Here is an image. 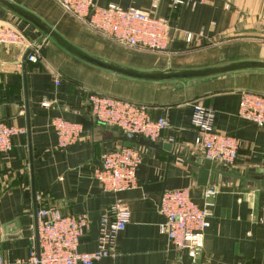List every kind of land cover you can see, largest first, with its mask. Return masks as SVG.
<instances>
[{
  "label": "crops",
  "instance_id": "0c3cea01",
  "mask_svg": "<svg viewBox=\"0 0 264 264\" xmlns=\"http://www.w3.org/2000/svg\"><path fill=\"white\" fill-rule=\"evenodd\" d=\"M13 1L81 48L135 67L193 68L264 58V0H186L179 5L160 0L155 10L153 0H97L99 5L115 3L168 18L170 41L160 53L97 38L55 0ZM5 22L15 23L34 43L39 41L43 58L25 62L22 46L0 44V121L26 129L14 137L9 153L0 154L3 264H28L42 208L63 215L86 214L89 225L79 249L93 251L99 243L101 214L117 198L129 204L131 218L117 237L114 255L96 264H264V188L225 175L200 185L199 167L193 161L205 155L191 123L195 104L213 108L215 129L241 141L231 168L264 170V126L238 115L242 90L264 93V72L224 75L169 89L114 77L78 61L0 7V24ZM187 33H192L191 41ZM94 91L145 105L152 119L166 118L171 125L155 143L173 144L174 154L163 147L136 145L143 157L137 186L118 194L105 191L94 178L102 155L124 145L117 132L92 116L88 96ZM56 117L84 126L81 139L65 150L56 147ZM211 186L218 190L213 216L194 261L161 232L165 217L160 201L166 190L188 189L202 205L204 191Z\"/></svg>",
  "mask_w": 264,
  "mask_h": 264
},
{
  "label": "built area",
  "instance_id": "2783aa9c",
  "mask_svg": "<svg viewBox=\"0 0 264 264\" xmlns=\"http://www.w3.org/2000/svg\"><path fill=\"white\" fill-rule=\"evenodd\" d=\"M68 13L86 24L100 37L131 49L163 52L168 48L171 22L166 17L137 8H124L115 3L99 5L97 0H55ZM160 0H153V10ZM179 5L186 0H171ZM193 38L187 33V41ZM0 44L20 45L27 54V61L38 63L43 56L27 35L10 22L0 24ZM88 104L92 116L100 123L117 126L152 142H157L164 131L171 129L166 118L152 119L145 105L91 92ZM238 115L264 126V93L252 90L240 92ZM216 111L202 104L193 106L192 126L197 132L196 144L204 155L224 168H231L239 154L241 141L215 129ZM57 137L56 147L65 150L76 144L84 134L83 124L62 117L52 122ZM23 127L0 121V154L9 153L13 139L25 134ZM173 140V139H172ZM142 152L136 146L120 145L105 152L94 172V178L105 191L115 194L137 186V172L142 163ZM214 186L204 191L203 204L197 203L188 189L166 190L161 197L160 212L165 220L161 224L164 233L178 250H185L195 261L200 254L205 232L213 216ZM37 240L32 246L28 264H96L115 253L116 241L131 218L129 204L117 198L101 214L99 243L93 251H80L89 219L86 214L63 215L55 209L42 208L37 212ZM4 260L0 257V264ZM195 264V263H194ZM197 264V263H196Z\"/></svg>",
  "mask_w": 264,
  "mask_h": 264
},
{
  "label": "water",
  "instance_id": "95a60500",
  "mask_svg": "<svg viewBox=\"0 0 264 264\" xmlns=\"http://www.w3.org/2000/svg\"><path fill=\"white\" fill-rule=\"evenodd\" d=\"M0 7L16 18L21 19L41 32L43 39H48L62 49L65 53L91 67L139 83H154L164 86L191 84L205 79L216 78L224 75H232L243 72H264V58L258 59H239L222 62L214 65L193 68H173L165 67L158 69L141 68L123 64L103 56L89 52L69 40L63 33L53 25L43 19L34 11L13 1L0 0ZM36 41L35 44H38ZM29 51L27 52V54ZM27 54L25 62H27ZM109 129L117 132L125 146L131 147L144 145L148 147H163L174 154V147L171 143L158 144L137 136L132 132H125L117 126L107 125ZM199 167L200 185H207L218 180L220 175L232 177L235 181L246 180L256 183L259 188H264V170L238 171L235 168H224L213 162L210 158H198L193 161ZM36 240L38 243V232L36 230Z\"/></svg>",
  "mask_w": 264,
  "mask_h": 264
},
{
  "label": "rangeland",
  "instance_id": "374dc122",
  "mask_svg": "<svg viewBox=\"0 0 264 264\" xmlns=\"http://www.w3.org/2000/svg\"><path fill=\"white\" fill-rule=\"evenodd\" d=\"M67 12V11H66ZM70 14V13H69ZM72 15V14H71ZM73 16V15H72ZM14 25H16L15 23H13ZM17 27V26H16ZM87 27V26H86ZM20 29V28H19ZM21 30V29H20ZM22 31V30H21ZM95 35H96V37L97 38H99V39H103L102 37H100L99 35H97L96 33H94ZM78 40H80V39H78ZM81 42L82 43H84L85 45L88 43V42H85L83 39H81ZM113 44H115V45H117L115 42H112ZM126 48V47H125ZM129 49H131V48H129ZM141 50V49H140ZM143 51H147L148 52V50H143ZM151 53H152V51H150ZM158 53H160V52H158ZM149 63H151V64H153V62H149ZM183 87V84H180V85H176V84H174V85H169L168 86V88L169 89H181Z\"/></svg>",
  "mask_w": 264,
  "mask_h": 264
}]
</instances>
